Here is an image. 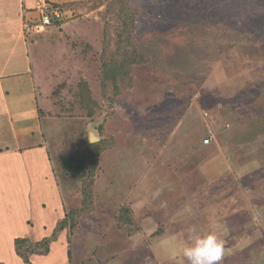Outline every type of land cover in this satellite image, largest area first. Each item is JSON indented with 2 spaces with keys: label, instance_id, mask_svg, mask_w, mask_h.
Here are the masks:
<instances>
[{
  "label": "rangeland",
  "instance_id": "obj_1",
  "mask_svg": "<svg viewBox=\"0 0 264 264\" xmlns=\"http://www.w3.org/2000/svg\"><path fill=\"white\" fill-rule=\"evenodd\" d=\"M19 1L0 0V95L25 126L0 141V260L26 264L15 239L51 237L82 206L84 180L62 163L106 125L93 209L36 264H264V0H127L148 60L114 108L100 85L107 2L47 0L67 16L44 25L42 0L27 12ZM81 81L101 104L94 118ZM7 126L0 111V135Z\"/></svg>",
  "mask_w": 264,
  "mask_h": 264
},
{
  "label": "trees",
  "instance_id": "obj_2",
  "mask_svg": "<svg viewBox=\"0 0 264 264\" xmlns=\"http://www.w3.org/2000/svg\"><path fill=\"white\" fill-rule=\"evenodd\" d=\"M100 4L107 2L105 22V37L103 52L101 55L100 85L105 101L114 108L118 97L122 92V83L127 80L128 85L133 84L134 65L144 64L147 57L140 53L134 42V34L137 18L140 15L138 8L127 0H97ZM51 2V1H50ZM54 8L61 11L60 17L53 16V24H60L67 16L65 6L51 2ZM39 22V21H37ZM42 24L41 22H39ZM79 103L86 110V115L94 118L101 107V104L93 97L90 84L81 81L78 92ZM100 133L103 134L100 141L91 143L85 137L87 148L82 154H75L63 161L62 167L69 174L72 183L84 180L82 193L84 199L80 208H72L66 213L51 237H45L41 241H33L28 237L15 239V248L26 264H34L31 260L33 254L48 255L50 245L57 238L59 233L69 228L73 231L79 223V217L93 209V191L95 174L100 164L101 154L113 145V137L104 136L105 127L100 125ZM119 222L122 227L132 224V210L128 206L121 207ZM69 256L72 257V247L69 249ZM0 264H6L0 261Z\"/></svg>",
  "mask_w": 264,
  "mask_h": 264
},
{
  "label": "crops",
  "instance_id": "obj_3",
  "mask_svg": "<svg viewBox=\"0 0 264 264\" xmlns=\"http://www.w3.org/2000/svg\"><path fill=\"white\" fill-rule=\"evenodd\" d=\"M34 2H35V0H31V2H28V0H20L19 4L22 7L21 11L27 12L26 6L27 7H31V6L33 7L34 6L33 5ZM26 4H28V5H26ZM4 75H5L4 72H0V80H2L4 78ZM1 84H2V81H1ZM6 91H8V90H6ZM6 91L4 90V87L2 85V90H1V95H0V111L3 112V120L8 121L7 128L9 129L8 131H9L10 135L9 134L0 135V141H4V138L10 137L11 133L14 135V137L20 138L21 137L22 128H25L24 124L23 125L21 124L20 119L18 120L16 118V115H21V112L18 109L20 103H18V105H17V104H15V101L13 103L5 101L6 98H7L8 93H9V92H6ZM5 93H7V94H5ZM39 113H40V111H39ZM105 127H106V130H107V126L106 125H105ZM23 132L25 133V130H23ZM32 134H33V136H35L36 135V131H32ZM1 151L3 153L5 152L2 149H1ZM8 151H9V153L12 152L9 149L7 150V152ZM17 151H19L22 154H25V152H26L25 150H21V147H19ZM48 255H40L42 257H39V254H33L31 260H32V262L34 264H36V260L45 259V256H48ZM0 261H2V260H0ZM6 264H8V263H6ZM179 264H189V263L183 257L182 259L179 260Z\"/></svg>",
  "mask_w": 264,
  "mask_h": 264
},
{
  "label": "built area",
  "instance_id": "obj_4",
  "mask_svg": "<svg viewBox=\"0 0 264 264\" xmlns=\"http://www.w3.org/2000/svg\"><path fill=\"white\" fill-rule=\"evenodd\" d=\"M43 1V0H42ZM40 2L38 7V20L44 25H50L53 22V16H58L60 17L59 9L54 8V6L49 3L47 0H44L43 2ZM206 144L210 143L209 138H206L204 140Z\"/></svg>",
  "mask_w": 264,
  "mask_h": 264
},
{
  "label": "water",
  "instance_id": "obj_5",
  "mask_svg": "<svg viewBox=\"0 0 264 264\" xmlns=\"http://www.w3.org/2000/svg\"><path fill=\"white\" fill-rule=\"evenodd\" d=\"M92 136H94V134L92 132H90V141L91 142L97 141L96 139H93Z\"/></svg>",
  "mask_w": 264,
  "mask_h": 264
}]
</instances>
